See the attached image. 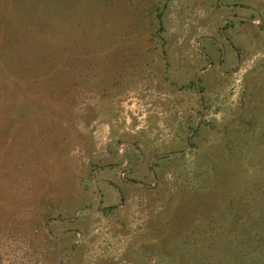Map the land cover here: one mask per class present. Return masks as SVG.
I'll return each mask as SVG.
<instances>
[{"label": "rangeland", "instance_id": "rangeland-1", "mask_svg": "<svg viewBox=\"0 0 264 264\" xmlns=\"http://www.w3.org/2000/svg\"><path fill=\"white\" fill-rule=\"evenodd\" d=\"M254 9L264 0H0V264H57L77 239L61 264H264Z\"/></svg>", "mask_w": 264, "mask_h": 264}, {"label": "water", "instance_id": "water-1", "mask_svg": "<svg viewBox=\"0 0 264 264\" xmlns=\"http://www.w3.org/2000/svg\"><path fill=\"white\" fill-rule=\"evenodd\" d=\"M253 11L259 13L258 10H256V9H254ZM231 17H232V18L246 19V18H244V17L236 16V15H232ZM261 19H262V18H261ZM225 20H227V19H225ZM221 30H223V27H221ZM225 38H226L227 41H229L228 38H227V36H225ZM231 46H232V45H231ZM222 47L224 48L223 45H222ZM232 47H233V46H232ZM233 49H234V48H233ZM236 55H237V61H239L240 56H239L238 53H237ZM235 67H236V66H235ZM235 67L233 68L232 71H234ZM206 69H207V67H206V68H203L202 70H200V71L197 73V77H196V78H197V79H196V85H197V89H198V91H199L200 93H201V89H200V87H199V85H198V84H199V78H200L201 73H202L204 70H206ZM200 102H201V106H202L200 116H202V112H203V109H204V102H203V99H202L201 96H200ZM197 126H198V122H197L196 126L194 127L193 131H192L191 134H190V139L192 138L193 133H194V130L196 129ZM124 142H126L128 145H130V146H132V147H135L138 151H140V149L136 146V144H135L134 142H131V141H124ZM119 145H120V144H119ZM187 151H188V149H187V150H182V151H171V152H165V153L158 154V155H156L154 158L150 159V164H151V166H152L153 161H154L155 159H157L158 157L167 156V155H179V154L186 153ZM124 158L126 159V161H127V163H128V161H129L128 158L125 157V156H124ZM143 161H144V155L141 153V158H140V162H139V164L136 165V166H134V167H132L130 170H135L136 168H138V167L142 164ZM116 166H117V167H122L123 165H122V164H119V165H116V164L105 165V166L98 167V168L95 169L94 171L96 172V171H98L99 169H103V168H107V167H116ZM127 180H128L129 182L136 183V184H139V185H145V183L140 182V181L131 180V179H127ZM154 181H156V175H155V173L153 172V173H152V182H153V183H151L149 186L153 185V184H154ZM94 183H95V187H96V194H95V196L93 197L92 204H91L88 208H86V209L78 210L77 213H76V215H75V217H74V219H76V218L78 217V215H79L80 212H88V211H90L91 208L93 207V205H94V203H95V201H96V198H97V196H98V194H99V187H98V185L96 184V182H94ZM54 220H57V219H54ZM66 220H68V219H66ZM69 220H73V219H69ZM48 231H49L50 235L53 236V237H58V236H61V235H65V234H67L68 232H72V231H67V232L59 233L58 235H53V234L51 233L50 230H48ZM80 234H81V233L78 232V235H80ZM77 241H78V239L75 241V243H74L73 247L70 249V251H69V252H68V253H67L62 259H60V260L58 261L57 264H61L65 259H67V258L69 257V255L72 253L73 249L75 248Z\"/></svg>", "mask_w": 264, "mask_h": 264}, {"label": "trees", "instance_id": "trees-1", "mask_svg": "<svg viewBox=\"0 0 264 264\" xmlns=\"http://www.w3.org/2000/svg\"><path fill=\"white\" fill-rule=\"evenodd\" d=\"M258 11H259V13H260V15H261V13H264L263 11H260L259 9H258ZM263 18V17H262ZM264 20V19H263ZM201 90H202V88H201ZM131 142H134V141H131ZM135 144H136V146L140 149V146L138 145V143L135 141L134 142ZM181 151H182V148H181ZM119 160H118V162L116 163L117 165H119L120 164V162L122 161V159H123V157H122V155L119 153ZM159 165V160H156L155 162H154V166H158ZM128 178L129 179H131V180H136L135 179V177L133 176V174L132 173H129L128 174ZM110 208H112L111 206L110 207H104V208H102L101 210L103 211V212H108L109 210H110Z\"/></svg>", "mask_w": 264, "mask_h": 264}, {"label": "flooded vegetation", "instance_id": "flooded-vegetation-1", "mask_svg": "<svg viewBox=\"0 0 264 264\" xmlns=\"http://www.w3.org/2000/svg\"><path fill=\"white\" fill-rule=\"evenodd\" d=\"M237 6H239V5H237ZM236 7V6H235ZM241 7H244L245 8V6H243V5H240L239 7H237L236 9H241ZM236 16H238V15H236ZM228 38V37H227ZM228 40H229V38H228ZM226 43H228L227 45H229L232 49L234 48V44L232 43V42H230V40L229 41H226ZM233 47H232V46ZM235 51V50H234Z\"/></svg>", "mask_w": 264, "mask_h": 264}]
</instances>
